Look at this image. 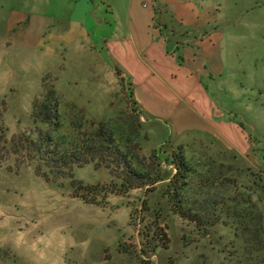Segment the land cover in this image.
I'll return each instance as SVG.
<instances>
[{
  "label": "rangeland",
  "instance_id": "obj_1",
  "mask_svg": "<svg viewBox=\"0 0 264 264\" xmlns=\"http://www.w3.org/2000/svg\"><path fill=\"white\" fill-rule=\"evenodd\" d=\"M195 1L215 16L210 26L222 35L218 81L225 89L215 99L225 117L241 126V133L233 141L207 127L202 132L167 134L160 123L141 113L140 149L133 154L163 180L147 190L122 193L116 191L107 168L93 163L75 167L73 179L95 186L101 191L96 195L75 189L71 178L46 180L37 174L36 162L27 160L23 147L7 156L0 146V203L23 198L32 187L31 178L34 194L51 208L27 229L32 247L43 245L37 259L56 250L53 264L254 263L225 208L207 205L204 220L218 215L220 220L212 227H199L175 213L173 195L166 189L176 172L172 155L182 147L190 169L184 180L190 201L235 197L243 201L239 209L251 208L252 215L260 211L264 218V0ZM92 30L99 35L96 27ZM127 81L89 47L71 44L48 52L0 44V126L7 141L22 134L34 138L33 103L51 89L60 103L62 133L75 139L90 124L130 114ZM154 151L161 159L153 158ZM203 179L209 180L207 187L198 190ZM32 205L35 208V199ZM18 235L23 240L25 233ZM0 264H22L21 253L9 245L0 247Z\"/></svg>",
  "mask_w": 264,
  "mask_h": 264
},
{
  "label": "crops",
  "instance_id": "obj_2",
  "mask_svg": "<svg viewBox=\"0 0 264 264\" xmlns=\"http://www.w3.org/2000/svg\"><path fill=\"white\" fill-rule=\"evenodd\" d=\"M214 17L195 0H0V44L48 52L89 47L121 70L142 115L167 134L207 127L233 141L241 126L215 99L225 88Z\"/></svg>",
  "mask_w": 264,
  "mask_h": 264
},
{
  "label": "trees",
  "instance_id": "obj_3",
  "mask_svg": "<svg viewBox=\"0 0 264 264\" xmlns=\"http://www.w3.org/2000/svg\"><path fill=\"white\" fill-rule=\"evenodd\" d=\"M115 74L122 81L127 80L122 76L120 69L115 68ZM127 84L128 100L131 106L130 114L125 118L119 117L117 120L90 124L85 129L86 132L80 133L82 137L79 138V134L75 139L71 135L62 133L64 121L60 103L56 98L55 91L47 89L44 95L33 103V118L37 124L35 137L22 134L7 141L5 131L0 126L1 149L8 156L12 154L13 148L23 147L28 155L27 160L36 162L37 174L46 180L71 178L75 189L85 190L90 195H96L101 191H98L95 186H83L73 179L75 167L93 163L95 167L107 168L116 180L114 186L118 192L125 193L136 188H146V190L152 188L162 181L163 177L152 169L148 170L144 167L143 161L133 154V151L140 149L137 138L138 119L141 111L133 98L131 82L127 81ZM152 154L155 160L161 159L159 151H154ZM171 163L174 164L176 172L171 177L166 189L173 195L175 213L196 226L209 228L216 225L220 217L218 215L214 220L205 221L203 214L206 212L207 205L212 207L221 205V208H225L227 216L232 218L231 224L235 230L241 232L244 243L251 249L248 254L254 255L253 264H264V218L261 212L257 211L256 215H252L251 208L239 209L238 206L243 201L235 199V197H228L223 201L212 199L208 201L203 199L201 202L190 201L191 199L185 193L187 183L184 181L188 178L190 169L186 164L182 147H178L173 153ZM203 181V186H198V190L207 187L205 183L209 180L203 179ZM208 194L206 192V195ZM228 202L233 203V206H227Z\"/></svg>",
  "mask_w": 264,
  "mask_h": 264
},
{
  "label": "clouds",
  "instance_id": "obj_4",
  "mask_svg": "<svg viewBox=\"0 0 264 264\" xmlns=\"http://www.w3.org/2000/svg\"><path fill=\"white\" fill-rule=\"evenodd\" d=\"M29 183L32 187L30 191L23 192V198L18 197L14 203H0V247L9 245L20 252L22 264H53L56 259V250L46 251L37 259V249L42 248L43 245L33 248L28 241V236L31 234L27 232V229L40 217L51 212L45 199L38 198L34 194L33 189L36 188V185L31 178ZM34 199L36 200L35 208L32 205ZM21 232L25 233L23 240L18 235Z\"/></svg>",
  "mask_w": 264,
  "mask_h": 264
}]
</instances>
